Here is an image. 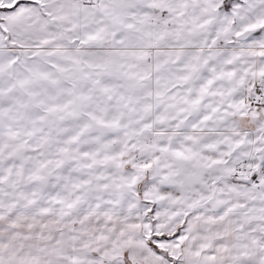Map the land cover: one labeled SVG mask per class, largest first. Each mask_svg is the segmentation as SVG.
I'll list each match as a JSON object with an SVG mask.
<instances>
[{
    "label": "snow or ice",
    "instance_id": "snow-or-ice-1",
    "mask_svg": "<svg viewBox=\"0 0 264 264\" xmlns=\"http://www.w3.org/2000/svg\"><path fill=\"white\" fill-rule=\"evenodd\" d=\"M0 264H264V0H0Z\"/></svg>",
    "mask_w": 264,
    "mask_h": 264
}]
</instances>
